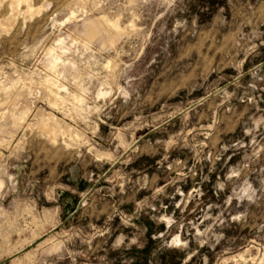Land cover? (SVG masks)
Segmentation results:
<instances>
[{"label": "rangeland", "instance_id": "374dc122", "mask_svg": "<svg viewBox=\"0 0 264 264\" xmlns=\"http://www.w3.org/2000/svg\"><path fill=\"white\" fill-rule=\"evenodd\" d=\"M50 3L52 0H0V145L15 146L19 172L17 191L0 199V264H181V250L161 247L154 239L156 225L147 215L149 210L141 207L151 194L147 183L132 193L121 192L107 166L99 172L89 165L85 177L74 147L82 133L70 117L75 116L89 81L95 83L114 64L122 67L139 55L133 65L141 77L139 90L151 96L144 87L147 85L159 96L152 111L165 98L173 103L190 94L195 102L184 106L189 122L183 146L169 148L164 159V149L148 143L152 134L137 129V143L144 150L120 175L129 183L137 180L138 174L143 177L141 182L161 177L156 180L159 186L165 182L162 177L169 172V165L179 167L177 161L187 173L198 154L197 141L203 142L206 153L211 139L191 130L204 132L218 125L234 129L221 133V142L243 147L228 148L221 157L226 164L217 162L214 173H208L207 162L200 161L195 165L199 169L196 177L179 182L181 191L190 193L194 180L198 182L203 173L209 176V181L199 184L204 192L217 175L223 180L229 168L242 169L244 165L256 188L264 177V128L257 127L247 135L244 129L264 116V90L249 89L250 75L245 71L238 76L228 64L221 72L234 79L218 77L212 69L222 53L209 49L207 33L204 38L183 36L179 31L173 34L167 32L170 25H165L164 32L153 29L155 34L146 38L136 32L129 21L131 15L143 12L137 0H56L54 7H46ZM187 7L185 17L191 22L196 16L197 24L205 16L210 23L215 9L213 0H190ZM204 7L207 13L200 12ZM205 57H212L210 66ZM259 67L264 72V64ZM197 73L207 77L208 87L197 84L186 90ZM225 92L231 95L221 104ZM202 110L207 117L200 115ZM125 119L131 122L133 116ZM181 123L177 114L161 127L180 132ZM97 127L108 131L107 123ZM124 186L127 189L128 185ZM254 231L228 228L225 234L243 243L252 239ZM119 237L123 241L115 246ZM133 239L135 244L130 243Z\"/></svg>", "mask_w": 264, "mask_h": 264}, {"label": "clouds", "instance_id": "9594fccd", "mask_svg": "<svg viewBox=\"0 0 264 264\" xmlns=\"http://www.w3.org/2000/svg\"><path fill=\"white\" fill-rule=\"evenodd\" d=\"M55 3L56 0H52L46 7H54ZM137 3L143 8V12L131 15L129 21V26L136 32L146 38L147 35L155 34L153 29L156 33L164 32L165 25H170L167 32L173 34L179 31L183 36L204 38L207 33L209 49L214 54L217 51L222 53L212 69L217 72L218 77L234 79L221 72L225 64H228L236 70L238 76L245 71L250 75L251 82L247 85L249 89L255 90L259 87L264 90V72L259 67L264 64V0H213L215 9L210 23L205 16L201 18L200 24H197L196 16H192L189 22L184 15L188 12L190 0H137ZM124 7L127 8V5ZM200 12L207 13L208 8H201ZM137 23L142 27H135ZM139 58V55L130 58L129 63L122 67L114 64L103 78L95 83L89 81L75 116L70 117L73 126L80 127L82 133L79 143L74 147L77 148L85 177L89 165L99 172H103L107 166L113 178L120 184L121 192L132 193L138 187H145L147 183L151 194L141 202V207L149 210L147 215L156 225L153 228L157 234L154 239L161 247L181 250L184 253L181 264H264V177H261L258 186L254 188L248 179L249 172L244 170L247 165H244L242 169L229 168L223 180L217 175L215 182L205 185L204 192H201L199 184L209 181V176L203 173L198 182L194 180L195 186L187 195L181 191L179 183L186 178L196 177L199 169L195 165L200 161H206L208 173H214L217 162H220V166L226 164V160L222 161L221 157L228 148L243 147L238 143L225 144L218 139L221 133L226 135L233 128L214 125L211 129L206 128L204 132L192 129L194 134L206 133V139L211 137L208 151L205 153V145L202 141H197L198 154L193 158V168H189L186 173L183 170L184 165L178 161L176 164L179 167L175 164L169 165V172L162 177L165 182L159 186L156 180L161 177H154L150 182H141L143 177L138 174L137 180L129 183L120 175L139 152L144 150L137 143V129H147L144 135L152 134L148 143L164 149V159L169 148L183 146L188 138L184 129L187 128L186 122H189V114L184 106L195 102L190 94L173 103L165 98L156 111H152V105L159 102V96L152 89H148L147 85L144 87L152 93L151 96L139 90L141 77L133 68ZM211 59L212 57H205L208 66ZM245 61H248L247 65ZM209 83L206 76L201 77L197 73L194 80L186 85V90L196 87L197 84L200 88H207ZM229 95L231 93L225 92L221 104ZM213 107L218 108L216 105ZM81 113L84 115L81 116ZM177 114L182 121L180 132L172 131L167 126L161 127L165 120ZM126 115H132L133 120H126ZM200 115L208 116L203 110ZM105 123L108 126L107 132L97 127ZM113 125H119V128ZM257 127L264 128V116L253 120L251 126L245 127L244 132L246 135L255 132ZM217 144H220L219 148L216 147ZM0 148H4V145H0ZM259 151L260 148H257L256 153ZM16 164L15 146L4 148L0 152V199H3L5 193L12 194L17 191L19 172ZM172 172L176 175L172 176ZM125 184L128 185L127 189ZM177 196L179 200L176 199ZM201 196L205 199L201 200ZM245 227L255 231L252 239H245L243 243H237V237L225 234V229ZM122 241L123 237H119L115 246H119ZM130 243L135 244L136 240L133 239ZM193 257L196 259L193 260Z\"/></svg>", "mask_w": 264, "mask_h": 264}, {"label": "trees", "instance_id": "16d2710c", "mask_svg": "<svg viewBox=\"0 0 264 264\" xmlns=\"http://www.w3.org/2000/svg\"><path fill=\"white\" fill-rule=\"evenodd\" d=\"M150 243H153L151 240H149ZM182 258L181 256L179 257V259ZM180 261L178 263H175V264H179ZM160 264H166L165 262L161 261Z\"/></svg>", "mask_w": 264, "mask_h": 264}]
</instances>
